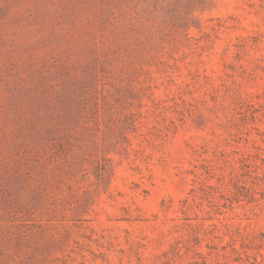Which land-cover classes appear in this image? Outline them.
<instances>
[{
	"label": "rangeland",
	"instance_id": "1",
	"mask_svg": "<svg viewBox=\"0 0 264 264\" xmlns=\"http://www.w3.org/2000/svg\"><path fill=\"white\" fill-rule=\"evenodd\" d=\"M0 264H264V0H0Z\"/></svg>",
	"mask_w": 264,
	"mask_h": 264
}]
</instances>
